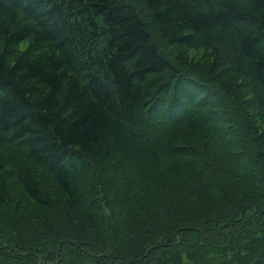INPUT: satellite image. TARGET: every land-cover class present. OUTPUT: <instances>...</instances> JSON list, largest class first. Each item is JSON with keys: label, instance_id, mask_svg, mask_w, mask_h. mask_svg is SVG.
<instances>
[{"label": "trees", "instance_id": "1", "mask_svg": "<svg viewBox=\"0 0 264 264\" xmlns=\"http://www.w3.org/2000/svg\"><path fill=\"white\" fill-rule=\"evenodd\" d=\"M0 264H264V0H0Z\"/></svg>", "mask_w": 264, "mask_h": 264}, {"label": "rangeland", "instance_id": "2", "mask_svg": "<svg viewBox=\"0 0 264 264\" xmlns=\"http://www.w3.org/2000/svg\"><path fill=\"white\" fill-rule=\"evenodd\" d=\"M24 42H22V44H23ZM194 54H195V57H199L200 56V54H201V51H197L196 53L194 52Z\"/></svg>", "mask_w": 264, "mask_h": 264}]
</instances>
